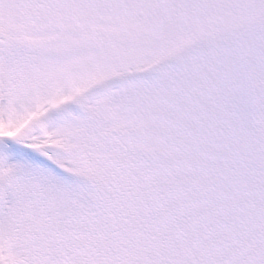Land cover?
<instances>
[{
	"label": "snow or ice",
	"instance_id": "obj_1",
	"mask_svg": "<svg viewBox=\"0 0 264 264\" xmlns=\"http://www.w3.org/2000/svg\"><path fill=\"white\" fill-rule=\"evenodd\" d=\"M0 264H264V0H0Z\"/></svg>",
	"mask_w": 264,
	"mask_h": 264
}]
</instances>
